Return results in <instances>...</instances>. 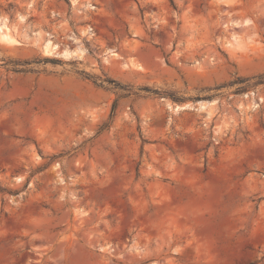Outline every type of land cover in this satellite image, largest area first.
<instances>
[{"label": "rangeland", "instance_id": "1", "mask_svg": "<svg viewBox=\"0 0 264 264\" xmlns=\"http://www.w3.org/2000/svg\"><path fill=\"white\" fill-rule=\"evenodd\" d=\"M0 24V264H264V0H0Z\"/></svg>", "mask_w": 264, "mask_h": 264}, {"label": "bare ground", "instance_id": "2", "mask_svg": "<svg viewBox=\"0 0 264 264\" xmlns=\"http://www.w3.org/2000/svg\"><path fill=\"white\" fill-rule=\"evenodd\" d=\"M0 28H2L1 24H0ZM13 38H14V37H13ZM1 39H2V40H5V41H9V42L13 41V39H12V35H11L8 31H5V32L0 36V40H1ZM41 47H42V49H43L45 52H47V53H52V52H56L55 49L57 48V45H56L55 43H53L50 39H47V40H44V41H43ZM57 53H59V52L57 51ZM60 53H61V54H66V55H67V53H70V52H68V50H62ZM69 55H70V54H69ZM175 106H176V105H175ZM175 106L173 107L174 109H175ZM204 106H205V103H199L198 106L196 105V108H195V109H197V108L202 109V108H204Z\"/></svg>", "mask_w": 264, "mask_h": 264}, {"label": "trees", "instance_id": "3", "mask_svg": "<svg viewBox=\"0 0 264 264\" xmlns=\"http://www.w3.org/2000/svg\"><path fill=\"white\" fill-rule=\"evenodd\" d=\"M256 78L261 80V79H263V75H258V76H256ZM144 89H148V88H144ZM113 107H114V104H113Z\"/></svg>", "mask_w": 264, "mask_h": 264}, {"label": "water", "instance_id": "4", "mask_svg": "<svg viewBox=\"0 0 264 264\" xmlns=\"http://www.w3.org/2000/svg\"><path fill=\"white\" fill-rule=\"evenodd\" d=\"M194 108H196V106Z\"/></svg>", "mask_w": 264, "mask_h": 264}]
</instances>
